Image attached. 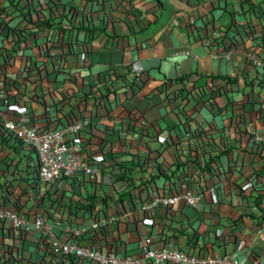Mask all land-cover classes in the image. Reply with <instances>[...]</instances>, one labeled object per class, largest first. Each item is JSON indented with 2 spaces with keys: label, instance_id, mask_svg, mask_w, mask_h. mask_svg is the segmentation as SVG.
I'll list each match as a JSON object with an SVG mask.
<instances>
[{
  "label": "crops",
  "instance_id": "1",
  "mask_svg": "<svg viewBox=\"0 0 264 264\" xmlns=\"http://www.w3.org/2000/svg\"><path fill=\"white\" fill-rule=\"evenodd\" d=\"M50 12L96 30L28 36L22 14ZM7 97L49 128L87 118L83 156L103 162L58 192L32 183L34 154L0 145L1 206L29 221L83 211L89 224L100 204L113 223L86 243L104 250L264 264V0H0V112ZM169 185L188 187L197 207L140 210ZM6 226L0 264H40L36 234Z\"/></svg>",
  "mask_w": 264,
  "mask_h": 264
},
{
  "label": "built area",
  "instance_id": "2",
  "mask_svg": "<svg viewBox=\"0 0 264 264\" xmlns=\"http://www.w3.org/2000/svg\"><path fill=\"white\" fill-rule=\"evenodd\" d=\"M11 100L13 99L10 97L7 102H2L1 108L4 111L0 112V118L3 112L13 117L2 119L1 124L8 136L18 140L23 148L35 155L36 165L30 170V179H36L39 184L54 187L61 192L66 180L83 181L89 178L90 174L99 172V168L94 164L102 158L87 159L83 156L90 128L87 118L74 120L62 127L49 128L46 124L38 123L30 112ZM255 140L264 144V135ZM125 143V140L121 141L122 145ZM108 168L110 169L104 176L109 179L120 171L116 163ZM142 178L144 182L150 180L148 175H143ZM197 200L188 187L176 189L169 185L141 205L140 210L146 213L157 207L169 208L180 202L190 208H196ZM59 209L58 207L52 210L55 214L51 222L48 220L49 215L44 213L35 215L34 219L29 221L23 212L0 205V225L5 227L7 224L6 228L10 234L17 237L33 231L37 237L40 264H243L227 256L214 257L179 249L140 247L136 252L104 250L92 243H86L91 232L102 237L100 232L113 223L112 217L103 220L98 218L100 204L93 206L87 214L88 219H91L89 224H83L85 212L79 211L75 216L68 213L62 218L58 215ZM14 261L19 264L18 260Z\"/></svg>",
  "mask_w": 264,
  "mask_h": 264
},
{
  "label": "trees",
  "instance_id": "3",
  "mask_svg": "<svg viewBox=\"0 0 264 264\" xmlns=\"http://www.w3.org/2000/svg\"><path fill=\"white\" fill-rule=\"evenodd\" d=\"M71 11V9H67L66 11ZM58 11V10H57ZM56 14H53L52 12H50V14L44 15V14H39L36 17V20L34 21L31 18L30 14H22L24 20L27 22L28 27L26 29V34L28 36L34 35L37 31H43V30H57V31H68V30H79V31H87L88 33L92 34L96 29L94 27H88V26H84L83 24H81L80 26H73L72 22L69 20L68 16H64V19L67 20L68 25L63 24L62 22L59 23H55L54 20L56 18H58L57 16L55 17ZM62 17V16H59ZM63 18V17H62ZM17 36L19 37V39L21 41H25V36L17 34ZM107 92L109 90H106ZM1 118H0V145L2 146H6L10 149H12L13 151H25L27 154L32 155L33 152L30 150H27L26 148L22 147V144L20 142H18V140H14L12 139L10 136H8V134L5 133L3 127H2V122H1ZM27 157V156H25ZM28 158H31L30 156H28ZM32 159V158H31ZM30 159V160H31ZM32 183L34 184H39L37 182L36 179L32 180ZM1 185V184H0Z\"/></svg>",
  "mask_w": 264,
  "mask_h": 264
}]
</instances>
